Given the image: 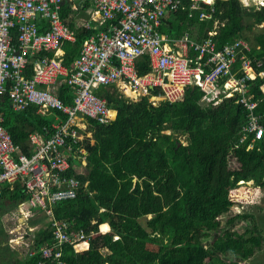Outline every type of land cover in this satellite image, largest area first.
Instances as JSON below:
<instances>
[{
  "label": "trees",
  "instance_id": "16d2710c",
  "mask_svg": "<svg viewBox=\"0 0 264 264\" xmlns=\"http://www.w3.org/2000/svg\"><path fill=\"white\" fill-rule=\"evenodd\" d=\"M190 5V0H180L176 10L167 11L159 32L171 39L187 33L196 41L202 28L211 29L215 20L216 50L235 38L244 39L251 44L255 67L260 62L257 70L264 74V26L258 27L264 23V7L255 10L253 4L245 8L240 0H214L213 18L201 22L200 11L191 10ZM72 13L68 4L62 5V19ZM74 21V16L66 21L70 29H75ZM95 31L97 27L76 29L75 42L63 45L64 65L72 63L82 41ZM189 53L196 58L193 49ZM137 68L139 75L150 70L147 56L137 61ZM250 83L257 102L254 113L264 115V76ZM57 93L64 104L71 103L72 92L65 85ZM95 93L106 97L108 106L116 107L114 93L103 88ZM181 97L175 103L160 101L156 106L141 98L131 104L130 116L121 109L115 120L105 125L86 120L93 143L86 138L80 146L86 151L87 165L80 170L79 164L71 162L70 171L87 181V186L79 187L74 199L54 205L52 214L57 222L69 224L68 234L89 236V247L75 250L71 244H63V264H246L262 248L264 236L252 215L236 214L224 224L220 220L244 202L233 197L240 188L238 182L253 181L254 186L264 188V149H258V144L250 149L247 142L240 144L247 110L236 103V97L216 105L213 100L206 103L203 93L191 86ZM0 118L13 144L28 156L32 154L29 135L42 132L52 122V117L36 115L34 106L13 110L5 97L0 100ZM260 123L264 126V118ZM165 130L183 134L186 144L172 138L174 134L167 141L163 135L145 140L148 134L160 135ZM78 170L84 176L77 174ZM27 199L18 183L13 188L4 185L0 211L7 213L8 206H19ZM243 220L250 226L239 233L233 226ZM41 221L43 217L36 220L32 216L27 223ZM102 224L109 227L103 234L99 233ZM37 232L35 239H28L24 251L22 246L0 254V264L43 262L40 250L52 244V227L44 223ZM8 233L0 235V242H6ZM46 262L54 263L52 259Z\"/></svg>",
  "mask_w": 264,
  "mask_h": 264
},
{
  "label": "built area",
  "instance_id": "2783aa9c",
  "mask_svg": "<svg viewBox=\"0 0 264 264\" xmlns=\"http://www.w3.org/2000/svg\"><path fill=\"white\" fill-rule=\"evenodd\" d=\"M212 1L190 0V9L200 10L199 21L212 18V9L204 8ZM241 2L248 7L254 0ZM65 3L75 12L68 19L60 17ZM257 4L264 5V0ZM179 5L180 0H0V100L5 97L17 112L34 106L36 115L52 117L42 132L29 135L30 156L13 144L0 124V190L18 183L27 194L26 202L18 206L19 225L44 213L45 224L52 227V244L41 248L43 262L39 264L49 259L54 261L49 264H63L60 251L65 243L75 250L89 247V236L68 234L69 224L57 222L52 214L54 205L74 199L78 188L87 186V181L70 171L71 162L83 169L80 159L86 160V151L80 143L86 138L93 143L87 119L105 125L113 122L121 109L130 116L131 104L144 97L152 106L160 101L172 104L191 86L203 93L202 101L213 100L214 105L236 97V103L248 112L240 144L247 142L248 149L258 144L264 149V126L260 123L264 115L254 113L257 102L250 83L264 74L257 70L261 63L255 67L250 56L252 47L236 38L217 51L211 39L215 29L207 27L194 42L187 33L177 39L161 34L164 14ZM72 16L75 29L66 22ZM91 27L98 31L85 38L78 56L69 66L64 65L63 45L75 42L76 29ZM190 49L197 53L196 58L190 56ZM142 56H147L150 70L139 75L137 61ZM62 85L72 92L70 104L58 98ZM100 88L114 93L116 107L108 106L107 98L95 93ZM154 89L160 92L155 94ZM174 132L165 130L160 135L178 136ZM160 135L148 134L145 140H157ZM80 170L77 174L84 176ZM252 184L237 183L240 188L247 185L249 194H256L260 188H249ZM233 197L245 201L235 192ZM103 225L107 224L100 225L102 234L109 231L108 225L101 230Z\"/></svg>",
  "mask_w": 264,
  "mask_h": 264
},
{
  "label": "rangeland",
  "instance_id": "374dc122",
  "mask_svg": "<svg viewBox=\"0 0 264 264\" xmlns=\"http://www.w3.org/2000/svg\"><path fill=\"white\" fill-rule=\"evenodd\" d=\"M80 22V21H78ZM198 40V37H197ZM182 98V97H181ZM199 104V103H198ZM197 104V105H198ZM196 110V108L194 109V111ZM167 132V131H166ZM163 137L162 139L164 141H167L169 138H171V136L168 134H162ZM161 136V135H160ZM176 137L177 139L179 138L180 141H183V143L181 145H184L186 142L184 135L180 134L178 136H172V138ZM242 188H238L235 191V194H237V198H240L241 200H245L244 202L235 205L231 208L230 212L226 215H223L220 217V220L222 221V223H226V221L233 217L236 214H242V213H247L250 214L254 217V221L256 223V225L258 226V229H260L262 236H264V188H260V191L258 190V192H256V194H254V192H252L251 194H249L247 191V185L245 186H241ZM248 197V198H247ZM23 208L25 209L26 206L23 205ZM8 212H4V211H0V235L2 233H8L9 230H11L9 233L11 234L12 232H14L17 229V226L19 225V218H21L20 212H19V207L18 206H8L7 207ZM41 213V212H39ZM42 214V215H41ZM38 215L34 216V219H38V218H42L44 221L38 222V223H33V224H29V226L38 231V229L43 226V224L46 222V218L47 216L44 213H41ZM33 220V219H32ZM25 222V221H24ZM35 222V220H34ZM26 223V222H25ZM249 221H238L234 224L233 229L238 231L239 233H243V231L250 225ZM7 234V237H9L10 234ZM31 235V233H27V235L25 236V239L23 240V242H21L20 244H18L17 246L13 247L12 249H19L20 247H24L23 249H21L22 251H24V249H27V246L29 245L28 239H32L33 237ZM20 245V246H19ZM11 249V250H12ZM9 250L7 248V246H5V242L4 240L0 242V254H5L6 251ZM20 250V251H21ZM17 256H20L19 254ZM246 264H264V244L262 246V248L259 251H256L255 254L246 261Z\"/></svg>",
  "mask_w": 264,
  "mask_h": 264
},
{
  "label": "bare ground",
  "instance_id": "6f19581e",
  "mask_svg": "<svg viewBox=\"0 0 264 264\" xmlns=\"http://www.w3.org/2000/svg\"><path fill=\"white\" fill-rule=\"evenodd\" d=\"M111 115H113V113H111ZM80 162L83 167L87 165V162L84 159H80ZM27 233H31L34 239L37 237L38 234V232L32 229L27 223L21 224L19 227H17L14 232L9 235V237L6 238L7 245L12 249L13 247L23 242Z\"/></svg>",
  "mask_w": 264,
  "mask_h": 264
},
{
  "label": "clouds",
  "instance_id": "9594fccd",
  "mask_svg": "<svg viewBox=\"0 0 264 264\" xmlns=\"http://www.w3.org/2000/svg\"><path fill=\"white\" fill-rule=\"evenodd\" d=\"M240 2H241V0H240ZM213 3H214V0L210 3V5L209 4H207V5H204V8L206 9V10H208V9H212V18H213V13H214V8H213ZM241 4H242V2H241ZM251 4H253L254 5V9L255 10H257V9H259V8H261V7H264V5H258L257 4V0H254V2H251ZM250 4V5H251ZM243 5V4H242ZM249 5V6H250ZM244 6V5H243ZM248 6V7H249ZM208 7V8H207ZM245 7V6H244ZM248 7H245V8H248ZM198 11V10H197ZM200 11V10H199ZM211 18V19H212ZM210 19V20H211ZM207 21H209V20H207ZM203 22H205V21H203ZM214 24H215V28H214ZM264 26V23H262V24H260L258 27L259 28H261V27H263ZM216 27H217V22L214 20L213 22H212V28L211 29H215V32H216ZM204 28V27H203ZM216 35V34H215ZM215 35H213L212 37H211V39L213 40V42H214V39H213V37L215 36ZM175 39H177V38H175ZM236 39V38H235ZM190 40V39H189ZM190 41H195V40H190ZM233 41V40H232ZM231 41V42H232ZM230 42V43H231ZM248 42V41H247ZM250 44V43H249ZM214 45H215V43H214ZM250 46H251V44H250ZM216 49V48H215ZM217 51H220V50H217ZM251 53H252V48H251ZM251 55V54H250ZM258 149H259V147H258ZM249 182V181H248ZM253 182V181H252ZM254 187H257V186H254V184H252L249 188H254ZM260 188V187H259ZM43 217V216H42Z\"/></svg>",
  "mask_w": 264,
  "mask_h": 264
},
{
  "label": "crops",
  "instance_id": "0c3cea01",
  "mask_svg": "<svg viewBox=\"0 0 264 264\" xmlns=\"http://www.w3.org/2000/svg\"><path fill=\"white\" fill-rule=\"evenodd\" d=\"M166 36V35H165ZM5 246H7V248L9 249V250H11V248L7 245V243L5 242Z\"/></svg>",
  "mask_w": 264,
  "mask_h": 264
}]
</instances>
